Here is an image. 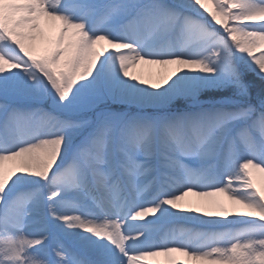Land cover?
Listing matches in <instances>:
<instances>
[{
    "label": "snow or ice",
    "instance_id": "obj_1",
    "mask_svg": "<svg viewBox=\"0 0 264 264\" xmlns=\"http://www.w3.org/2000/svg\"><path fill=\"white\" fill-rule=\"evenodd\" d=\"M249 74L264 0H0V264H264Z\"/></svg>",
    "mask_w": 264,
    "mask_h": 264
},
{
    "label": "rangeland",
    "instance_id": "obj_2",
    "mask_svg": "<svg viewBox=\"0 0 264 264\" xmlns=\"http://www.w3.org/2000/svg\"><path fill=\"white\" fill-rule=\"evenodd\" d=\"M134 71L137 74L143 75L145 78L152 77L153 79H155L158 74L167 71V69L159 65H141ZM247 79L253 82V93L254 94L255 92H258L262 86H264V83L254 78L252 74H249L247 76ZM219 199H223V198L220 197ZM230 210H241V209H240V206L236 205V206H231Z\"/></svg>",
    "mask_w": 264,
    "mask_h": 264
},
{
    "label": "bare ground",
    "instance_id": "obj_3",
    "mask_svg": "<svg viewBox=\"0 0 264 264\" xmlns=\"http://www.w3.org/2000/svg\"><path fill=\"white\" fill-rule=\"evenodd\" d=\"M189 199H195L194 197H189Z\"/></svg>",
    "mask_w": 264,
    "mask_h": 264
}]
</instances>
